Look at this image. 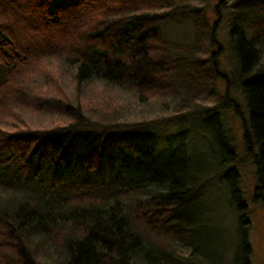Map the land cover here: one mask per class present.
Listing matches in <instances>:
<instances>
[{
    "label": "trees",
    "instance_id": "16d2710c",
    "mask_svg": "<svg viewBox=\"0 0 264 264\" xmlns=\"http://www.w3.org/2000/svg\"><path fill=\"white\" fill-rule=\"evenodd\" d=\"M223 22L236 56L232 76L217 58ZM164 23L190 24L191 39L168 37ZM0 72V264L207 263L200 204L208 167L196 162L186 131L161 149L147 129L116 131L127 93L189 109L217 95L218 77L223 99L237 84L249 107L243 126L256 165L254 197L264 203V0H0ZM211 120L239 211L235 258L247 264L234 150L220 116ZM163 150L177 153L154 168ZM107 161L127 172L124 181L57 186L44 178ZM144 161L146 175L130 177L133 163L143 171Z\"/></svg>",
    "mask_w": 264,
    "mask_h": 264
},
{
    "label": "rangeland",
    "instance_id": "374dc122",
    "mask_svg": "<svg viewBox=\"0 0 264 264\" xmlns=\"http://www.w3.org/2000/svg\"><path fill=\"white\" fill-rule=\"evenodd\" d=\"M192 2L194 3V0ZM216 2L217 0H210L214 6ZM213 11L214 7L213 9L208 8V15L211 18H214ZM220 27L216 37L218 43L222 45L217 54L219 67L221 71L232 76L235 72L236 56L230 41L229 26L223 22ZM161 28H164L168 37L175 40H190L192 37L193 29L190 24L164 23ZM2 79L3 75L0 72V81ZM215 82L217 97L200 101L197 106L189 109L180 108L178 101L150 98L146 102H142L128 93L124 94L123 97L121 96L124 99L122 102L124 107L120 117V122L124 125L116 131L147 129L151 132V137L153 136L156 140L158 149L163 148L167 140L172 141V137L174 138L179 132L186 131L185 136L182 137L186 138L196 162L208 167L201 180L206 191L200 204V210H202L200 226L207 242L204 250L205 262H207L206 264H241L240 259L235 258L239 238V211L227 186L230 183L231 175L222 163L218 165L223 152L221 138L219 139L213 132V129L215 130L218 126V122L217 120L205 121L208 115H219L223 129H226L230 137V144L234 150L231 165L238 172L240 192L246 202L244 211L248 219L246 226H248L250 242L247 264H264V203L254 197L257 184L256 165L253 161L252 150H250L248 142L244 140L243 117L248 119L249 107L245 94L237 88V84L233 85L229 92L230 99L227 100L228 98L223 99L226 82L222 81L220 77ZM234 109L241 112L242 116L238 115ZM140 121H147V124L139 127L137 123ZM153 142L155 143V141ZM163 151L166 153L156 161V164L152 165L154 168L162 167L163 161L169 157V154L177 153ZM175 156L179 155L175 154ZM147 161L143 163V165L145 164L143 171H137L139 165L133 163L135 168L131 167L130 177L146 175L145 171L149 166ZM119 166V164L107 161L96 171L89 172L71 164L67 170L61 168L58 171L46 172L44 178L47 182L57 186L67 182H78L82 179L110 181L119 178L124 181L127 172L119 169Z\"/></svg>",
    "mask_w": 264,
    "mask_h": 264
}]
</instances>
